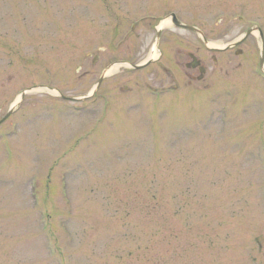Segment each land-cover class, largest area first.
Returning a JSON list of instances; mask_svg holds the SVG:
<instances>
[{
  "label": "rangeland",
  "instance_id": "1",
  "mask_svg": "<svg viewBox=\"0 0 264 264\" xmlns=\"http://www.w3.org/2000/svg\"><path fill=\"white\" fill-rule=\"evenodd\" d=\"M169 12L212 47L253 24L264 35V0H0V264H264L256 32L216 52L192 91L150 97L154 69L116 63L78 107L58 95H87L110 60L141 63L147 28L131 25ZM171 27L167 65L204 55Z\"/></svg>",
  "mask_w": 264,
  "mask_h": 264
},
{
  "label": "flooded vegetation",
  "instance_id": "2",
  "mask_svg": "<svg viewBox=\"0 0 264 264\" xmlns=\"http://www.w3.org/2000/svg\"><path fill=\"white\" fill-rule=\"evenodd\" d=\"M170 13V12H169ZM107 15L108 18H117L116 14L114 12L108 11L107 9ZM169 14L162 16H155V15H148L147 17H141L138 19V21L135 22V24L132 25V33L135 32L137 26L141 23L144 26H146L147 31L145 33L136 34L137 40L140 43V47H138L139 53H146L147 57L145 58V63H147L141 67L140 69H149L153 68V75L149 77L151 81H144L142 88L143 90H147L150 93V97L152 96H161L166 93H175L181 90L182 86L185 89H188L189 91H192L194 89L196 82H203L206 79V76L208 75V69H209V61L213 63V65L216 67L217 65V56L215 55L216 52H222L226 51L229 48L228 47L225 50H220L216 48H212L209 46L210 40L206 35L205 42L203 44L204 48L206 49V52L201 57L197 55L198 53H195L192 50L187 49L186 51L182 52L181 55H173L172 57V66H176V69H172L169 65H167L164 62L165 53L164 49L162 47V39L166 38V34H163V28H171L173 29L170 24L164 25L163 27L159 28L160 22L167 19ZM147 18V25L144 24V21ZM172 22V21H171ZM170 22V23H171ZM178 28V26H175ZM248 36L241 42L246 41ZM216 49V50H214ZM103 47H99L98 51H103ZM213 50V51H212ZM236 53L242 52L241 49L236 48L234 51ZM154 53H158L159 56L153 57L152 55ZM99 55L98 53L95 54V57L93 60L96 62ZM117 61L122 60H110L108 63L102 68L100 72V76L114 63ZM142 62V61H141ZM164 62V63H163ZM136 64V63H133ZM196 65V66H191ZM179 67V70L177 68ZM98 77V78H99ZM98 80V79H97ZM163 82H167V85H164ZM101 83L98 85L96 91L94 94L98 93V91H101L100 86ZM126 92L129 91V87H123ZM107 95V92H105Z\"/></svg>",
  "mask_w": 264,
  "mask_h": 264
},
{
  "label": "water",
  "instance_id": "3",
  "mask_svg": "<svg viewBox=\"0 0 264 264\" xmlns=\"http://www.w3.org/2000/svg\"><path fill=\"white\" fill-rule=\"evenodd\" d=\"M176 24H178V25H180V26H182V27H185V28H187V29L193 30V31L197 32L199 35H200V34L202 35L201 31H200L198 28L194 27V26L186 25V24H183V23H181V22H176ZM256 30L258 31V34H259L260 40H262L261 43H263L262 30H261L260 28H257ZM250 31H251V30L249 29V30L246 32V34H248ZM262 45H263V44H262ZM262 64H263V50H262V52H261V57H260V66H261V68H263ZM133 67H134V68H138V66H133ZM21 93H22V96H23V94L25 93V91H24V92H21ZM12 109H13V107H11V110H9V112L7 113V115H8L9 113H11ZM7 115H6V116H7ZM4 118H5V117H4Z\"/></svg>",
  "mask_w": 264,
  "mask_h": 264
},
{
  "label": "bare ground",
  "instance_id": "4",
  "mask_svg": "<svg viewBox=\"0 0 264 264\" xmlns=\"http://www.w3.org/2000/svg\"><path fill=\"white\" fill-rule=\"evenodd\" d=\"M115 68H116V67H112V68H110V69L108 70V73H110V71H114Z\"/></svg>",
  "mask_w": 264,
  "mask_h": 264
}]
</instances>
